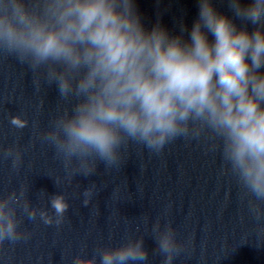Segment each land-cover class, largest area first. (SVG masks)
<instances>
[{
	"label": "clouds",
	"instance_id": "9594fccd",
	"mask_svg": "<svg viewBox=\"0 0 264 264\" xmlns=\"http://www.w3.org/2000/svg\"><path fill=\"white\" fill-rule=\"evenodd\" d=\"M10 3L11 13L7 5L0 9V48L21 61L31 57L33 68L52 61L86 70L75 85L84 102L57 125L65 139L46 137L60 152L69 157L95 152L111 164L121 133L159 152L188 136L189 121H199L221 137L224 159L264 199V28L249 32L218 12L212 0H199L189 41L160 25L145 29L132 0H55L51 19L44 21L18 0ZM230 7L253 25L264 23V0H230ZM49 78L62 96L73 91L63 75L50 72ZM11 123L24 128L27 122L13 117ZM51 207L62 218L69 205L55 196ZM4 208L0 204V243L19 240L13 214ZM28 215L35 218L34 212ZM41 218L52 224L45 213ZM169 247L165 238L161 249ZM147 255L140 244L128 245L103 252L101 264L144 261ZM170 262L168 257L165 264ZM74 264L94 261L77 257Z\"/></svg>",
	"mask_w": 264,
	"mask_h": 264
}]
</instances>
